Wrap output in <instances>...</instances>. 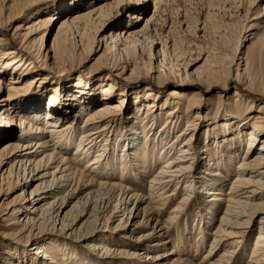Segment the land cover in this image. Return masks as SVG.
<instances>
[{
    "label": "bare ground",
    "instance_id": "bare-ground-1",
    "mask_svg": "<svg viewBox=\"0 0 264 264\" xmlns=\"http://www.w3.org/2000/svg\"><path fill=\"white\" fill-rule=\"evenodd\" d=\"M176 1L180 0H152L153 13L145 17L146 24L144 27L137 28L134 31L127 30V34L123 35L124 39H120L117 35L120 32L124 34L126 31L117 32L115 35V38L118 37L124 44V52L130 65H132V70L138 68L136 62L143 59L142 57L146 50L145 45L148 38H151L150 29H147L148 23H152L153 19L155 20L154 16L156 13L167 11L173 4L177 5ZM118 2L116 0L114 4ZM27 3L25 2L23 6L21 5L14 10V7L10 8L12 6L9 4L0 3V10L3 9L2 13L4 15L1 22L8 24L16 18H23L26 9L29 8ZM113 6L111 3L98 2L87 8L85 12H77L71 20H68L67 17L61 18L59 29H62V26L64 28L71 26L73 29L75 28L77 33L82 34L83 32V35H85L84 33L91 29L89 22L95 21L93 22L94 24L92 23V29H94L93 26L96 29L95 23H100L101 20L105 19L104 16L107 10L109 8L113 9ZM33 13L36 14L35 17L26 21L25 24L16 25L14 28L15 33L19 26V29H23V32L13 33V36H20L18 45H15L12 40L6 41L3 34H0V71L5 72V70L12 68L11 65H14L13 70L16 71L14 74L12 73L13 76L10 75L6 83V77H3V79L0 75V92L3 87L7 88L6 95L0 100L5 102L0 104V140L5 139V136L7 137V140L0 146V226L1 222L5 221H9L7 224L17 223L19 225L18 233L0 235L1 237L10 235V240L14 243L11 249L5 251L9 256L4 257V259L7 258L4 264L78 263V260L70 254V257H65L64 260L60 257L57 258L52 251L48 250L47 246L39 244L40 239L38 238L43 237L44 233L38 226L46 221L52 224L53 229L59 231L60 234L58 235L69 237L73 243L86 242L87 247H85L87 250L89 249L93 253L99 250L101 251L99 254L107 258L111 257L113 260L126 261L123 260L124 256H127L126 253L130 254L128 257L130 260L142 253H145L146 258L156 260H161V256L170 255L174 252L181 253L184 239L180 236H178L175 244L179 249L175 246L170 252L166 254L159 253L157 256L143 251L145 247L141 251L137 249L127 251L104 242L110 240L106 235H103L105 234L104 232L107 231V236L110 233L112 234L107 223L110 221L111 214L122 210L126 212L127 204L132 199L134 200L133 211L129 208L127 215L128 218L130 217V219L134 220L138 216L139 203L143 201L142 199H145V196L143 197L142 194H139L135 188L132 189L130 186L123 184L124 179H127L126 175L131 173V175L133 174L136 177L140 171L145 175L151 171L150 169L155 164L158 167L148 178L149 188L146 197L153 203V207L150 208L151 214L169 208L167 204L170 202V197L174 200L180 194V190H183V193H181V199L177 201L178 204L168 211L167 219L163 222L157 220V224H155L156 230H153V234L164 235L168 224L178 216V209L183 210L191 206L194 200L186 204L189 202L190 197H193L191 195L194 192H198V190L200 192L204 191L203 193H207L209 196L207 209L211 210V212L199 213L196 225H199L208 213L212 214L210 221L214 218V215L220 210L219 201L225 202L223 206L225 210L222 212L220 222L214 227L211 246L203 257L202 263L231 264L233 257L236 254L240 255L247 246L250 232L254 224L258 222L253 240V253L245 264H264V96H261L260 93L258 94L256 92L257 89L256 91L253 90L251 82L247 79L246 71L249 59L245 60L242 72L240 71L241 62L236 63V74L234 77L240 85H243V89L247 91L244 94L250 97L248 92H256L259 95L257 101L260 103H257L258 106H253L252 110L251 105L255 100L246 98L247 95L244 97L243 92L240 93L236 89L234 96L238 100L233 105L235 106L231 110L233 112L228 113V120L232 121L231 124H233V121L237 123V132L233 133V131L225 127L223 135L219 136H222L219 141L216 138H211V132L210 134L207 132L205 137H208V140L204 139L201 148H198L197 142L199 138L196 133V120L201 118L200 94L193 92L184 96L187 101L186 112L183 114L179 110V104L181 103L179 100L175 101L173 107L168 106V101H164L161 104L160 112L154 108V102L149 100L143 103V106L140 104L137 107L138 111L135 116L133 115L129 118L128 115H124L121 112V106L126 95L125 90L127 88L130 89V85L123 84L117 88L114 86L116 79L120 77L125 68V65H122L114 53L110 55L111 68L103 66L105 64L102 63V66L89 68L87 71V74L91 77L101 70H107L110 73L105 76L104 80L100 81L101 83L106 82V84L100 89L99 93L103 98L95 102L97 104L94 105L93 103L92 106H85L83 110L80 109L77 113L69 116L72 112V103L59 97L57 89L59 84L57 82L56 85L52 86L50 97L47 98V102L44 103L43 107H37L33 103H29L26 109L23 107V110H18L14 106H8L17 99L16 96H11L14 90H18L16 92L18 95L22 94L21 98L24 97V99L30 100L31 94L36 93L35 88L40 85L44 86L49 77L48 74L44 75L42 73L30 76L31 72L27 71L35 68L34 62L32 60H24L14 51L15 46H18L17 48L24 52L27 57H34L39 60L42 70L46 69L44 54L41 53L43 36L48 32L55 14L54 12L40 14L42 10H37ZM139 14H132L131 17L135 18V20L142 19ZM29 16H31V13L26 18H29ZM259 17L264 22V12ZM61 33L59 32L58 34ZM56 38L55 36L53 47L56 48V51L55 49L54 51L63 60V57L61 58L63 53H61L62 51L59 52L60 48H58L62 45L59 44V38ZM166 50L165 46L161 47L164 59L162 64L157 67L163 68L167 65L169 72L174 73L172 62L167 58L169 57V52ZM107 59L109 58H106L105 61ZM150 63L151 61L147 57L145 59L146 66L151 67ZM20 68L23 69L21 71L23 74L17 72V69ZM58 68L60 69V74L57 81L65 78L64 75L66 74L63 73L65 70L63 65ZM217 68L213 66V68L206 69L207 71L203 74L204 81L217 80V73L220 70H217ZM155 71L156 75H153L155 85L147 82L144 86L146 88L144 93L147 94V97L153 96L152 98H154L155 94L152 92L155 89L153 85L157 88L161 87L166 79L161 70ZM62 75L63 77H61ZM22 77H24V80L20 82ZM50 79H53V77ZM75 81L77 86L85 84L80 75ZM36 84L37 87H35ZM225 85L223 89H225ZM79 92H82V90ZM114 94L119 95L117 101H114ZM70 99L73 100L75 97ZM220 99L219 101H221ZM241 106H244L245 109L247 108L245 115L232 114L239 112L238 109ZM40 107L41 109H39ZM70 108L71 112L69 113ZM54 111L59 115L51 113ZM83 113L85 114L82 115ZM160 116H163L161 123L157 121ZM81 117L80 124H78V119ZM182 119L186 121V126L176 130L175 128L179 126ZM12 121L17 125V133L16 129L11 128V125L14 124ZM8 126L9 129L6 132L2 127ZM170 133L173 134V137L168 138ZM193 136H195V141L191 142ZM234 142H238V144L236 145ZM243 142V145H246L245 152L242 158L236 162L235 169H233L235 175L225 191L223 182L218 177L222 176L224 170L232 171V160L238 156V150ZM117 147H121L118 150L122 152L108 159L107 157L109 156H105L107 152ZM254 150L256 151L255 153ZM104 151L105 155H103ZM104 158H106V161ZM200 160H203V172L201 174L192 173L190 169L194 161L200 162ZM204 160L206 163H204ZM11 176H13L15 183L9 185L11 186L9 187L5 182L10 180ZM3 185L5 186L3 187ZM70 186L79 191L88 189L83 197L82 208L75 215L67 213L64 201V195L67 191L62 193L65 187ZM27 187L29 192L25 195V188ZM13 188H18L20 192L15 197L7 200V192H10L9 190ZM109 196H113L116 200L114 203L115 208L112 212L106 211L107 206L111 202ZM183 199L185 204H182ZM194 204L199 209L202 206L199 205L198 201ZM26 206L29 208H26ZM87 206H89V209ZM119 207L122 208L120 209ZM21 210L24 211V215L19 220L17 215ZM88 213H92L93 221L89 228H83L86 226L84 223L87 216L85 220L82 221V219ZM113 216L115 217L116 214H113ZM79 220L82 221L79 227H73ZM133 220L128 222L129 226H123L119 236L127 237L130 235V238L143 236L134 234L138 226H135L136 224L132 222ZM204 222L201 225L203 230L209 224V221ZM7 224L4 223V225ZM175 225L178 226L179 222L176 221ZM81 226L83 230L79 231ZM40 233L42 234L40 235ZM204 239H206L205 234L201 236L200 243H203ZM164 242L162 240L160 243L163 244ZM32 244L34 245L32 250L26 252L25 249ZM20 247L23 250L20 251L24 253L22 258L20 256L21 252H19V255L16 252ZM45 247L47 248L45 249ZM12 248L14 251H12ZM173 261L176 264L181 263L183 260L181 257L174 256Z\"/></svg>",
    "mask_w": 264,
    "mask_h": 264
},
{
    "label": "rangeland",
    "instance_id": "rangeland-1",
    "mask_svg": "<svg viewBox=\"0 0 264 264\" xmlns=\"http://www.w3.org/2000/svg\"><path fill=\"white\" fill-rule=\"evenodd\" d=\"M101 1L111 3L112 5H114V8H109V12L107 10L106 15L104 16L105 19L101 20L100 23H95L96 29L95 26H93L94 29H92V23L95 21H90L91 23L89 22V25H91V29L88 30L89 32H85V35H83V32L82 34H79V32L77 33L75 31V28L73 29V27L71 26L67 28H64V26H62L64 29L62 27L61 28L63 30L59 29L61 18L67 17L68 20H71L74 14H76L77 12H85L87 8L92 7L93 5ZM115 1L116 0H0L1 4H9L10 6H12H9L10 8L14 7L13 10L21 5L23 6L25 2H28L27 7L29 8L26 9L24 17L16 18L15 20L10 21L8 24H4L3 21L1 22L4 15L2 13L3 9L0 10V34H3L6 41L12 40L15 45H18L20 41L19 35L13 36V33H15V26L18 24H25L26 21L35 17L36 14L33 13L34 11L42 10V13L40 14H47L48 12H54L55 14V18L51 21L48 32L45 34V36H43L41 53L44 54L46 69L42 70L39 60L35 59L34 57H27L24 52H21L17 48L18 46H15L17 49L15 48L14 50L15 53L19 55V57L23 58L24 60H32L34 62L33 64L35 68L31 71H27L31 72L29 75L33 76V74L36 73H42L44 75L48 74L49 77L47 83L44 84V86L40 85L38 88H35L36 93L31 94L30 100H26L24 99V97L21 98L22 94L18 95V93H16L18 92V90H14L15 93L13 92L11 96H16L17 99H15L14 102L8 106H14L15 109L23 110V107L26 109L29 103H33V105H36L37 107H43L44 103L47 102V98L50 97L49 95L52 91V86L56 85L57 82L59 84V86L57 84V86L59 87H57L59 91V97H62V99H67L66 101H71L72 103V112L70 108L69 113H71L69 114V116L77 113L80 109L83 110V107L85 106H92L93 103L95 105L97 104L95 102H98L103 98V96L99 92L100 89H102V87L106 84V82L101 83L100 81L104 80L105 76L109 75L110 73L107 70H101L98 73H95L93 77H91L87 74V71L89 68L102 66V63L105 64L103 66L111 68L110 66L112 64V61H110V55L114 53L117 56L118 60L122 63V65H125L122 74L118 79H116L114 86L117 88L123 84L130 85V89L127 88L125 90L126 95L121 106V112L124 115H128L129 118H131V116L133 115L135 116V113L138 111L137 107H139L140 104H142L143 106V103L149 100L154 102V108L157 109L158 112H160L159 110L161 104L164 101H168V106L173 107L175 101L179 100L181 101V103L179 102V110L183 114L184 112H186L185 109L187 101L184 96L189 95L193 92H198L201 97V118L196 120V133L199 138L197 142L198 148L202 147L204 139L206 141L208 140V137H205L207 136V132H209V134L211 132V138H216L218 141L219 138L222 137L219 136L223 135V129L225 127H227L226 129L229 128V130L233 131V133L237 132V123H234L233 121V124H231L232 121L228 120V113L233 112L231 111L235 107L233 105L238 100H236L234 96V92L236 89L240 93L243 92L242 94L244 95V97L245 95H247L244 94V92L247 91L243 89V85H240L234 77L236 74L235 67L237 62H241V71L243 70L242 68L244 66L245 60L249 59L246 71L247 79L251 82L253 90L256 91L257 89L256 92H258V94L260 93L261 96H264V22L262 18L259 17V15L264 12V0L176 1L177 5L173 4L174 6L172 5V7L170 9L168 8L167 11L156 13L154 16L155 20L153 19L152 21V23L154 22L153 24L150 22L148 23L149 26L147 29H150L151 38H148L147 44L145 45L146 50L143 54V59L140 61L137 60L136 62V64L138 65V68L136 70H132V65H130L127 55L124 52V44L120 39H124V36L127 34V30L134 31L137 28L145 26V17L153 13L152 0H120V2H118L117 0L118 3L114 4ZM29 13H31V16H29V18H26ZM136 13H140L139 15L142 16V19L135 20V18L131 17L132 14ZM19 28L18 30H15L16 33L19 31L23 32V29ZM120 31L126 32L123 34ZM59 32L62 33L58 34ZM117 32L121 33H119L121 37L119 34L117 35L120 39L118 37L115 38ZM55 36L59 38V44L62 45L58 48H60L59 52L62 51L61 53H63L61 54V58L63 57V60L59 58L60 56L58 57L55 54L56 48L53 47ZM86 42L88 43V45ZM162 46H165V48L167 49L166 51L169 52L168 56L170 58H167L170 59V62H172V68L173 70H175V74L169 72V67L167 65L163 68L157 67L162 64V60L164 59V55L161 52ZM12 47L14 46L12 45ZM147 57H149L151 61V67H147L145 64V59H147ZM106 58L109 59L105 61ZM57 63L64 66L65 70L63 71V73H66L64 75L65 78L59 81L57 80L58 75L60 74V69L58 68L60 65H58ZM213 66L214 68L218 67L217 70L220 69L218 71L219 73H217L218 79L213 81L211 80L210 82L204 81L203 74L210 67L213 68ZM11 67L12 68L5 70V72L0 71L1 78L6 77L5 83L9 79L10 75L13 76L12 73L14 74L16 72L13 70L14 65H11ZM17 70V72L19 73H22L21 71H23L22 68ZM155 70H161V73L164 74L166 78L164 84L158 88L154 86L155 81L153 80V75H156ZM78 75L81 76L85 84L79 86L75 85V80L77 79ZM51 77H53V79H50ZM61 77H63V75ZM20 80V82H22V80H24V77L20 78ZM147 82H150L151 84L154 83L153 88L155 90L152 92L155 94L154 98H152L153 96L147 97V94L144 93V89L146 90L144 86ZM224 84H226L224 87L225 89H223ZM35 87H37V84ZM79 89L82 90V92H79ZM256 92H248L250 97H248V95L246 96V98L248 99L255 100L251 105L252 110L255 105L258 106L257 103H260L259 101H257L259 95H257ZM6 93L7 88L3 87L0 92V100L3 96L6 95ZM73 97H75V99L69 100V98ZM117 97H119V95L114 94V101L118 100ZM219 98H221V101H219ZM1 102L2 101H0V104L5 103ZM222 102L224 103L221 105ZM41 107L39 109H41ZM246 109L244 106H241L238 109L239 112L232 114L245 115L247 111ZM51 113H54V115H59L55 111ZM85 113H83L82 115H84ZM163 116H160V119L157 121L161 123L163 121ZM81 119L82 117L78 119V124H80ZM12 122L14 124L11 125V128L13 127L14 130L16 129L17 133V125L14 121ZM213 125L215 126L213 129H211ZM185 126L186 121L182 119L179 123V126L175 129L180 130ZM2 128H4V130L7 132L9 126ZM170 135L168 136V138L173 137L172 133H170ZM6 140V136L5 139H1L0 146L3 145ZM194 141L195 136L192 137L191 142ZM235 144L237 145L238 142H236ZM243 144L244 142L238 150V156L234 158V160H232V171L228 172L224 170L222 172V176L218 177L220 178L219 180L223 182L224 190L228 189V186L230 185V182L235 175L233 169H235L234 166L236 165V162H238V160L242 158V155L245 152L246 145ZM120 148L121 147H117L116 149L114 148L113 150H109V152H107V155H105L106 153L104 151L103 155H105L106 157L109 156L107 157L108 159L112 158L113 156H116V154H120V152H122L121 150H118ZM70 150L72 151V149ZM255 152L256 151L254 150V153ZM104 160L106 161V158H104ZM204 163H206L205 160ZM5 165L8 166L6 163ZM157 167V164H155L150 169L151 171L146 173L145 175H143L141 171L139 172V174H137L138 176L136 177L133 176V174L131 175V173L129 175H126L127 179H124L123 184L130 186L132 189L135 188L139 194H142L143 197L145 196V199H142L143 201L139 203L138 216L134 220L132 218L130 219V217L128 218L127 215V211L129 208H131V210L133 211L134 200L132 199H130L128 203L129 205L127 204L126 212L125 210H122L121 212L111 214L110 221H108L107 223L112 234L110 233V235L108 234L107 236V231H103L105 233L103 235H106L107 238H110L109 241L104 242L108 243L110 246L126 249L127 251H131L132 249L141 251L145 247L143 251L150 252V255L157 256V254L159 253L166 254L170 252L172 248H175V246H177L175 245L178 240L177 238L178 236H180L182 237V239H184V246L182 247L183 250L181 253L174 252L170 255L167 254L163 257L161 256L163 260L146 258L145 253L136 255L133 260H130V258H128L130 254L126 253L127 256H124L123 258V260L126 261L122 262L118 259L113 260L111 259V257L107 258L104 255L99 254L101 253V251L99 250L95 253L90 252V250H87L86 248V242L73 243L69 237L58 235L60 234L59 231H57V229H53L52 224L47 221L40 223V225L38 226L40 230H43L42 233H44L42 235L43 237L40 238L39 235V238L37 237L38 239H40L39 244L47 246L49 251H52V253L55 254L57 258L60 257L62 258V260H64L65 257H70V255H72V257H75V259L78 260L77 264H175V262L173 261L174 256L181 257L183 260L181 263L176 264H204L202 263L203 257L208 252L211 246L213 230L217 223H219L221 220V215L223 214L222 212L223 210H225V208H223L225 202L219 201L220 210L217 211L211 221L210 216H212V214L208 213L204 217V220L199 225H196L199 213L205 214L207 213V211L211 212V210L207 209L209 203L208 194L203 193L204 191L200 192L198 190V192H194L193 195H191L193 197H190L189 202H187L186 204H189L192 200H194V203H197L198 201L199 205H202L200 209L196 208V205L194 203L191 204V206L184 208L183 210L178 209V216L170 224H168L164 235L159 236L155 235V233L153 234V230H156L155 224H157V220L163 222L167 219L168 211L178 204L177 201L181 199V193H183V190H180V194L174 200H172V197H170V202L167 204V207L169 208H166L164 211L154 212L151 214L150 208L153 207V203L148 198H146L147 190L149 188L148 178ZM203 167V160H200V162L194 161L190 171H192V173L196 172L198 174H201L204 169ZM6 182L5 184L9 186L13 185L15 183V180L13 176H11L10 180H7ZM4 186L5 185H3V187ZM77 190L71 188L70 186L65 187V189L62 191V193L64 191L68 192H66L64 195V201L66 203L65 209L66 211H68L67 213L69 215H75L82 208L83 197L88 191V189L81 191ZM9 191L10 192H7V200L15 197L20 192L18 188H13ZM27 192H29L28 187L25 188V195H27ZM109 198L111 202L107 206L106 211L112 212V210L115 208L114 203L116 202V200L113 196H109ZM76 201H78V203H76ZM182 204H185L184 199L182 200ZM26 208L29 207L26 206ZM87 208L89 209V206H87ZM23 212V210L18 212L17 217L19 218V220L22 219L24 215ZM113 214H116V216L114 217ZM85 219L86 222L84 223V225L86 226H84L83 228H89L93 221L92 213L84 215L82 221ZM131 220H133L132 222L136 224V227L138 226L134 234L137 236L143 235L142 237L140 236L136 238H130V235H128L127 237L124 236V238L122 236H119L121 234L123 226H129L128 222H131ZM82 221H77L73 227H79ZM176 221L179 222L178 226L175 225ZM204 221H209L208 226L204 228L205 231L201 227V225L205 223ZM8 222L9 221L1 222L3 224H1L2 227L0 226L1 236L8 233H18L17 229L19 225H17V223L7 224ZM4 223L7 225H4ZM257 225L258 222L254 224L253 229L250 232L247 246L244 248L240 255L236 254L237 256L235 255L233 257L231 264H245L250 259L254 249L253 240ZM83 228L81 226L79 231L83 230ZM42 233H40V235ZM203 234H205L206 239H204L203 243H200L201 236ZM1 236L0 264H4L7 259H4V257L9 256L5 251L11 249L14 243L10 240V235H8V237ZM111 238L113 239L111 240ZM162 240L165 241L163 244L160 243ZM32 247H34L33 244L29 245L25 249V251H31ZM47 247H45V249ZM13 248L12 251H14ZM177 249H179V247ZM20 250H22L21 247L16 252H18V255L19 252H21L20 256L22 258V254L24 253H22L23 250Z\"/></svg>",
    "mask_w": 264,
    "mask_h": 264
}]
</instances>
